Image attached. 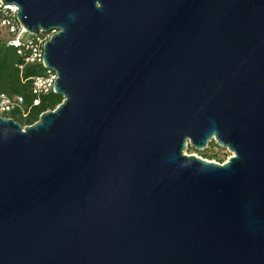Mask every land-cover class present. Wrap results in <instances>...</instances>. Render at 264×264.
<instances>
[{
    "label": "water",
    "instance_id": "water-1",
    "mask_svg": "<svg viewBox=\"0 0 264 264\" xmlns=\"http://www.w3.org/2000/svg\"><path fill=\"white\" fill-rule=\"evenodd\" d=\"M0 1L61 95L0 115V264H264V0Z\"/></svg>",
    "mask_w": 264,
    "mask_h": 264
},
{
    "label": "trees",
    "instance_id": "trees-1",
    "mask_svg": "<svg viewBox=\"0 0 264 264\" xmlns=\"http://www.w3.org/2000/svg\"><path fill=\"white\" fill-rule=\"evenodd\" d=\"M39 35H44L45 32H38ZM34 36L30 35L26 39L25 44L14 47L8 45L5 41L0 40V92L8 97H20L21 102L19 107L15 106L9 113L1 116L10 117L18 122L21 126L28 125L37 119L40 112L52 109L61 100V95L52 92L51 90L45 93L35 95L31 92V80L34 76L44 75L47 71L39 61L26 62L25 58L29 55L30 49L28 45L33 41ZM19 50V53L17 52ZM38 98V103L32 105V99ZM28 112L25 116L21 115L20 109ZM210 145L215 143L209 142ZM187 149H192L187 145ZM204 156H210L201 152ZM210 159V157H207Z\"/></svg>",
    "mask_w": 264,
    "mask_h": 264
},
{
    "label": "built area",
    "instance_id": "built-area-1",
    "mask_svg": "<svg viewBox=\"0 0 264 264\" xmlns=\"http://www.w3.org/2000/svg\"><path fill=\"white\" fill-rule=\"evenodd\" d=\"M16 10L17 7L14 4H3L0 1V38L6 37V40H4L5 43L14 47L25 44V38L30 36V34H28L24 30V28L16 21ZM1 31H4L6 34L4 36H1ZM52 32L53 31L45 32L44 35H39L37 34L38 32L36 34H33L36 35L34 36L33 41L26 45L30 49L29 55L25 58L26 62L39 61L41 63V45ZM17 52L19 53V50H17ZM54 79L55 74L49 69H47L44 75L34 76L31 80V92L35 95H38L51 90ZM20 102V97H8L0 92V115L9 113L15 106L19 107ZM37 103V97L32 99V105H36ZM20 112L22 116H25L28 112V108H26L25 110L20 109Z\"/></svg>",
    "mask_w": 264,
    "mask_h": 264
},
{
    "label": "rangeland",
    "instance_id": "rangeland-1",
    "mask_svg": "<svg viewBox=\"0 0 264 264\" xmlns=\"http://www.w3.org/2000/svg\"><path fill=\"white\" fill-rule=\"evenodd\" d=\"M6 33L4 31H1V36H4ZM1 41L6 40V37H2L0 38ZM209 142L215 143L214 140H209L206 143V147L202 150H196L194 149L192 146V149L188 150L187 147L185 148L184 152L185 153H192L196 156H199L201 158L207 159V160H211L217 163H221L223 162L230 154L231 152L228 151L226 148L223 147H219L216 143L214 146L213 144L210 145ZM205 151L206 154L210 155V156H206V157H202L204 156L203 154H201V152ZM207 157H210V159H208Z\"/></svg>",
    "mask_w": 264,
    "mask_h": 264
}]
</instances>
